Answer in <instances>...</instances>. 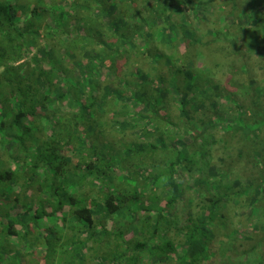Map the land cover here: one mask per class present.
<instances>
[{
    "label": "trees",
    "instance_id": "obj_1",
    "mask_svg": "<svg viewBox=\"0 0 264 264\" xmlns=\"http://www.w3.org/2000/svg\"><path fill=\"white\" fill-rule=\"evenodd\" d=\"M228 1L221 25L205 0H0V264H236L231 212L264 210V0Z\"/></svg>",
    "mask_w": 264,
    "mask_h": 264
},
{
    "label": "rangeland",
    "instance_id": "obj_2",
    "mask_svg": "<svg viewBox=\"0 0 264 264\" xmlns=\"http://www.w3.org/2000/svg\"><path fill=\"white\" fill-rule=\"evenodd\" d=\"M224 1V2H223ZM219 3H225V7L230 8L231 6V2H226V0H205L204 3V9H203V13L202 14H207L209 17H213V21H221V25L226 23L225 21V17L223 14V6H218ZM214 11H213V10ZM233 32V31H232ZM228 34V32H227ZM236 35V33H233ZM223 37H225L224 35H222ZM228 42V41H225ZM228 44H230L228 42ZM237 44V42H236ZM211 49H214L213 46H211ZM199 61V60H198ZM242 61V59H241ZM197 62V61H196ZM205 65V64H204ZM213 73H216L218 75L221 76L222 81H224V78L222 77V73L223 71H219L218 68H216L214 66L213 68ZM215 75V74H214ZM241 92V91H240ZM241 94V93H239ZM222 96L220 97V101L222 102V106H225V104H227L226 101H224L225 99H222ZM187 173H184V176H186ZM211 188V185H210ZM214 188V186H213ZM61 214L63 213L64 215H67L68 212V207H64L63 209H61ZM241 210V209H240ZM246 210V209H244ZM42 224H40V227L38 228L40 231H47L48 228L53 225H57L60 226V220H58L57 218L51 217V218H47L45 220H41ZM230 221L236 223L238 228H243L245 226V229H247L246 234L243 233V235H240L239 238H237L235 241H232L231 238L229 240H226L225 243L227 244V246H229L230 248L233 246L235 248L234 251H230L233 254V259L235 260L236 264H264V249H262L261 247H258L257 249H252V245L257 241L256 238L258 239L259 235H262L263 232L259 231L258 233L255 234L254 231V226H258V225H262L264 223V210L261 207H255L254 210L251 212L249 211L247 213L246 212H240L239 213V209H235V211L231 212L230 214ZM233 231V230H232ZM234 242V244H233ZM40 249V248H39ZM223 249H221L222 251ZM184 248L182 246L178 245V252L179 253H183ZM220 251V253H221ZM248 251V254L246 255V252ZM262 251V254H260V252ZM212 252L209 254V256H211ZM260 255V257H259ZM38 256V255H37ZM213 256L215 257V254H213ZM35 258L38 259V257H34L32 260L31 264H36L35 263ZM217 258V256L215 257ZM221 258V256H220Z\"/></svg>",
    "mask_w": 264,
    "mask_h": 264
}]
</instances>
